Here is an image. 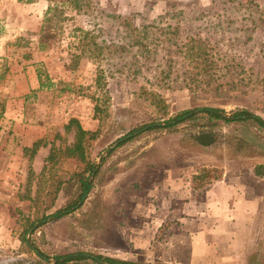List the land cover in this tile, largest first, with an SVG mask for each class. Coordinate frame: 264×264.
I'll list each match as a JSON object with an SVG mask.
<instances>
[{"label":"rangeland","instance_id":"1","mask_svg":"<svg viewBox=\"0 0 264 264\" xmlns=\"http://www.w3.org/2000/svg\"><path fill=\"white\" fill-rule=\"evenodd\" d=\"M55 2L63 6L61 20L44 26L46 0H0V264H52L54 256L78 251L137 264H264V223L240 224L236 234L231 224L201 223L202 250L193 258L188 248L193 233L186 229L191 226L177 218V208H170L160 224L153 220L162 209L153 199L162 189L164 170L176 175L195 168L175 159L198 153L196 133L222 126L228 130L214 139L225 147L219 148L222 153L264 154L263 127L251 120L211 125L213 121L196 111L191 119L169 128L144 129L112 147L130 129L162 123L182 110L246 109L261 118L264 0H81L79 11ZM149 23L168 25V32L165 37L155 32V52L149 44L140 74H133L129 64L107 65L86 56L75 67L67 66L75 51L74 27L92 30L98 41L115 49ZM188 36L204 40L213 62V80L195 90L181 86L194 68L174 47ZM135 51V46L127 48L129 63ZM15 70L21 72V89L33 82V88L13 98L21 103V128L6 123L3 115L6 89L12 87L7 74L18 73ZM37 70L53 83L47 90L37 88ZM99 70L104 72L106 92L95 82ZM165 75L178 85L163 86L159 79ZM150 92L162 98L166 114L149 102ZM71 117L83 129L97 132L87 155L98 171L78 208L50 218L78 191L76 178L70 177L81 170L79 162L60 154L45 161L50 148L71 143L72 130L64 129ZM36 140L41 143L32 155L22 151ZM206 174V180L218 176L214 168ZM58 180L63 183L50 202ZM203 182L190 183L195 194ZM66 264L97 263L85 259Z\"/></svg>","mask_w":264,"mask_h":264},{"label":"trees","instance_id":"2","mask_svg":"<svg viewBox=\"0 0 264 264\" xmlns=\"http://www.w3.org/2000/svg\"><path fill=\"white\" fill-rule=\"evenodd\" d=\"M34 0H17L20 3H31ZM48 2L46 9L43 15V22L42 25L52 24V22L56 23L61 20L62 16V8L63 6L58 5L55 1L60 2V4L69 6L71 9L75 11H79L81 8V0H46ZM255 5V3L251 2ZM261 20L264 21V15H260ZM260 20V21H261ZM253 22V21H252ZM254 25H257L255 23ZM168 27V25L166 26ZM163 27H157L153 23L144 24L140 27V30L137 34L134 35L132 40L127 44L118 45L115 49H112V45H106L103 40L98 41L96 35H94L92 30H83L79 27H74L71 31L73 32V36L75 37L74 41V49L72 53L69 54V62L67 66L69 68H73L77 65L78 60L80 57H90L95 59L99 62L105 60L107 65L110 62L114 64H118L119 62L123 67L129 66L127 68H132L131 71L133 74H140L141 68L145 64L143 58H147L149 56L150 50L148 49L149 44H153V52H155V32H159V34L167 35V29ZM44 30L40 28L39 32H43ZM77 32L78 35H75ZM159 39V43L164 41L166 38ZM159 38V37H158ZM157 39V38H156ZM135 46L136 51L132 53V60L127 61L125 56L127 54V48ZM177 53L181 55V57L186 60L187 64H189L194 70L188 71L185 77L180 81L182 82L181 86L187 88L188 90H195L200 88V84L205 82L206 85L209 84L210 80H213L212 74L210 73L212 60L211 55L205 45L204 40L200 39L199 37L195 36H188L185 40L175 43L174 44ZM118 51V52H117ZM137 59H136V57ZM169 66V65H168ZM212 70V69H211ZM212 72V71H211ZM111 74V73H110ZM134 75V77H135ZM165 75L161 77L159 80L163 81V86L167 88L171 87V85H175V79H167ZM104 72L102 70L97 71L95 76V82L100 84V87L103 89V92H106L105 89V81H104ZM37 79V88L38 89H48L52 86V82L50 79L46 77L45 74H41L40 71L37 70L36 73ZM178 85V84H176ZM179 87V86H178ZM153 96L150 99V103L154 105L158 110L162 113L166 114V107L163 103L162 98L159 94L155 92H150ZM106 95V94H105ZM198 113H204L208 119L213 121L211 125H217V121L222 122H231L234 120L237 121H247L251 120L257 126L264 128V120L261 119L259 116L253 115L246 109H237L235 111H231L228 116L221 115L224 111L221 108H213V107H200L196 109ZM1 112V111H0ZM195 116L194 110H182L175 115L165 119L162 123H149L143 124L138 127L132 128L123 134L121 137L116 139V145L120 146L121 144L125 143L126 141L130 140L135 136V134L139 133L144 129H153V128H169L174 126L175 124L191 119ZM64 129L66 131L72 130V141L70 144L64 146L63 148H50L45 161L52 162L55 158V154H60L64 158L72 159L76 162H79L82 167L81 170L78 172L72 173V179L76 178V182L78 184V191L76 196L69 201L65 206L56 209L49 215L50 218H58L63 216L67 213H70L74 209L78 208L83 200L85 199L87 193L90 191L92 187V181L94 176L98 171L97 165L89 159L87 155V148L89 147L90 143L95 139L97 132L91 131L87 129H83L81 125L78 123L77 119L71 117L67 120L64 124ZM40 140L34 141L30 147H23L22 151H28L29 154H33L36 149L40 146ZM109 151V150H108ZM258 166L255 167V172L258 173ZM30 173V168L28 169ZM205 169H201L200 173L197 177L201 174L202 179L205 177ZM196 177V175H195ZM63 181L57 182V185L53 188L50 193V202H53L57 192L60 189L61 184ZM51 203H49L50 205ZM24 241V239H23ZM42 255L40 253H37ZM90 259L91 261L97 264H137L131 261H125L117 258H112L109 256L103 255H90L84 252H69L63 255H56L53 257L52 264H66L70 261H80ZM164 264V263H160Z\"/></svg>","mask_w":264,"mask_h":264},{"label":"crops","instance_id":"3","mask_svg":"<svg viewBox=\"0 0 264 264\" xmlns=\"http://www.w3.org/2000/svg\"><path fill=\"white\" fill-rule=\"evenodd\" d=\"M14 1L17 2V0ZM19 69L21 70V67ZM15 71L18 73L13 72L11 76L7 74V77L12 79V87L6 89L8 98L4 104L3 115L6 123L21 128V103L18 104L13 98L21 97L25 90L33 88V82H30V87H26L25 90L21 89V72ZM261 101L264 106V99ZM261 119L264 120V115H261ZM234 123V121L231 122V124ZM219 127L220 129L215 128L209 129L208 132L196 133L195 141L197 143L194 148L198 153L192 157L183 156L182 160L175 159L178 160L177 164L195 168L189 173L179 170L180 172L178 171L176 175L171 173L172 169H165L162 189L153 199L156 201L157 207L162 208L159 216H153L156 224H160L164 218L169 216L170 208H177L179 210L177 218L185 226H191L186 229L193 233L191 237H188L189 241L192 239L188 248L189 254L193 258L200 257L202 250V232H200L201 226H199L201 223L231 224L234 227L235 233L233 234L239 232L240 224L264 223V154L237 151L222 153L219 148L225 147L219 146L214 139L216 133L223 134L228 129ZM18 155H21V151ZM169 160L173 161L174 158ZM243 165L246 167L245 169H243ZM257 166L259 167L258 173L255 172ZM209 168L216 169L218 176L206 180V171ZM201 169L206 170L203 179L201 174L197 177L200 173L198 170ZM195 180H199L201 183L204 181L202 186L197 187L199 194H195L196 190L190 186V183ZM17 181H20V178ZM211 230L213 231V229ZM184 234L187 236L185 232Z\"/></svg>","mask_w":264,"mask_h":264},{"label":"water","instance_id":"4","mask_svg":"<svg viewBox=\"0 0 264 264\" xmlns=\"http://www.w3.org/2000/svg\"><path fill=\"white\" fill-rule=\"evenodd\" d=\"M196 111L197 110L194 109V112H196ZM221 115L228 116L229 114L224 112V113H221ZM157 124H160V123H157ZM115 145H116V141L113 143L112 147H114ZM101 157H102L101 155L98 157V162L100 161Z\"/></svg>","mask_w":264,"mask_h":264}]
</instances>
